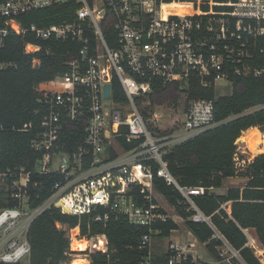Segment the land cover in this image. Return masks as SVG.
Returning a JSON list of instances; mask_svg holds the SVG:
<instances>
[{
  "label": "built area",
  "instance_id": "2783aa9c",
  "mask_svg": "<svg viewBox=\"0 0 264 264\" xmlns=\"http://www.w3.org/2000/svg\"><path fill=\"white\" fill-rule=\"evenodd\" d=\"M67 3L77 5L70 20L52 26L24 27L18 19L31 10ZM27 31L41 40L78 41L80 47L55 77L61 89L39 98L41 119L30 148L40 156L32 166L0 162V263L27 259L29 227L51 207L82 215L101 206L105 210L94 214L95 222L106 224L111 215H123L130 224L147 228L140 243L149 247L153 236L160 233L154 225L174 220L159 203L163 196L153 186L154 173L174 185L194 210L189 195L205 191L180 186L164 154L226 120L213 118L212 100L186 101L182 94L178 100H182L181 118L163 124L160 109L166 102L152 105L146 95L152 92L155 79L183 88L191 78L203 86H214L218 81L231 85V76L259 75L261 70L243 58L248 56L249 39L264 36V0H0V47L8 35ZM40 48L31 42L24 45L26 54H34L33 66L39 64L35 54ZM4 66L0 62V69ZM114 79L123 100L115 99ZM105 84H109L107 97ZM69 122H85L83 138L71 151L65 150L64 138ZM31 127L25 123L19 130ZM123 141L135 144L125 148ZM149 161L157 165L155 172ZM51 173L62 179L32 206L31 190L38 184L33 176ZM196 212L192 220L202 221L197 220L200 211ZM194 247L193 242H170L166 264L187 260L202 264ZM219 251L223 257L224 250ZM230 251L239 262L231 258L228 264H245L237 251ZM93 252H108L104 233L74 236L68 264L78 258L90 264ZM150 253L140 264H151Z\"/></svg>",
  "mask_w": 264,
  "mask_h": 264
},
{
  "label": "trees",
  "instance_id": "16d2710c",
  "mask_svg": "<svg viewBox=\"0 0 264 264\" xmlns=\"http://www.w3.org/2000/svg\"><path fill=\"white\" fill-rule=\"evenodd\" d=\"M76 7L74 3H67L31 10L18 16V19L24 27L31 24L38 27L52 26L70 20ZM26 42L41 46L35 54L39 58V64L35 66L32 65L34 54L24 52ZM79 47L78 41L69 39H37L30 31L19 35L10 34L5 39L4 45L0 47V62L5 65L0 69V162L3 166H32L40 156L30 148L41 119L37 112L39 98L45 92L61 89L55 77L66 69L67 62L76 56ZM246 50L248 56L243 58V62L261 70V73L257 76H231V92L228 94L217 95L213 84L203 86L197 78L189 79L183 88L178 83L163 84L160 79H155L152 92L146 98L152 105L167 101L177 103L182 94L186 101L212 100L213 118L226 120L176 145L163 156L168 170L180 186L203 187L206 190L189 196L208 222L192 220L198 212L174 185L166 183L155 173L153 186L183 219L186 229L204 245L212 259L223 260L219 250H222L225 241L232 250L238 252L245 264H262L248 246L243 229L253 228L264 250V152L244 159L243 154L238 152L236 140L248 128L264 130V36L250 38ZM112 88L115 90V99L123 100L116 79L112 82ZM25 123H31L32 127L19 130ZM84 125L85 122L66 124L65 150L71 151L81 142ZM122 143L125 148L135 144ZM149 162L155 172L157 165ZM232 177L242 178L243 184L229 186L223 193L215 191L223 187L224 180ZM32 179L38 182L31 190V204L35 206L51 193L53 184L62 179V175L36 174ZM104 210L98 206L92 213L73 215L51 207L43 212L29 227L30 252L24 264H68L71 238L77 235L90 237L100 232L107 237L108 252L90 253V264H140L150 252L149 247H141L140 243L147 228L130 224L120 214L111 215L106 224L95 222L94 214ZM154 227L159 228L160 233L153 238L164 239L177 229V224L168 219L156 223ZM168 255L167 250L162 254L150 253L151 264H166ZM182 264L190 262L187 260ZM202 264L209 263L203 261Z\"/></svg>",
  "mask_w": 264,
  "mask_h": 264
},
{
  "label": "rangeland",
  "instance_id": "374dc122",
  "mask_svg": "<svg viewBox=\"0 0 264 264\" xmlns=\"http://www.w3.org/2000/svg\"><path fill=\"white\" fill-rule=\"evenodd\" d=\"M215 87V92L217 95H223V94H228L231 92V85L223 82V81H218L214 85ZM181 99V98H180ZM182 101V100H181ZM181 101H178L177 103L172 102V101H167L166 104L167 106L162 107L160 110L163 112V124H168L167 122L172 120L173 118H181ZM169 114H166V113ZM258 128V127H257ZM259 135L264 136V130L260 131L259 128L256 130ZM244 136H245V131L241 134V136L236 140V143L238 145V152L239 154H243L244 159L249 158L251 159L255 154L261 153L264 151V146L263 144H260L257 148L254 150L248 149L247 145L244 143ZM242 137V138H241ZM244 159L241 161V163L244 161ZM244 180L240 177H234V178H228L224 180L223 182V187L216 189V192L223 193L224 190L229 187V186H240L243 184ZM159 203L166 209V212L174 218V221L177 224V229L173 230L170 234L169 237H166L164 239H159V238H153L151 243H150V252L154 254H162L165 250H167L168 244L170 242L174 243H181V244H187L188 242H193L195 244V247L193 250H196L199 256L202 258L203 261L209 263L207 260H212L213 263L209 264H228L227 259H231L233 256V253L230 251L232 250L230 247L223 246L222 250L223 251V260L222 261H215L213 260L210 255L207 253L205 250V247L203 244L199 243L192 234L188 233V230L185 227L184 221L180 216L176 213L174 208L170 206L164 198H159ZM255 252V249H254ZM73 258V256H71ZM238 257H233L234 261L233 262H239L237 260ZM231 259V260H233ZM75 260H73L72 264L74 263ZM25 261H22L20 263L24 264ZM240 264V263H239Z\"/></svg>",
  "mask_w": 264,
  "mask_h": 264
},
{
  "label": "crops",
  "instance_id": "0c3cea01",
  "mask_svg": "<svg viewBox=\"0 0 264 264\" xmlns=\"http://www.w3.org/2000/svg\"><path fill=\"white\" fill-rule=\"evenodd\" d=\"M251 128H255V129H258L257 127H251ZM248 130V129H247ZM246 130V131H247ZM245 131V133H246ZM259 132V131H258ZM260 134V133H259ZM262 136V135H260ZM260 144H263V143H260ZM259 144V145H260ZM264 146V145H263ZM261 151H264V150H260ZM234 178V177H232ZM228 179V178H227ZM181 218V217H180ZM243 232L245 233L246 237H247V244L248 246H250L253 250L255 249V252L254 254L257 256V258L260 260V262L262 264H264V250L262 249V246L260 244V242L258 241L257 239V236L255 234V231L253 228H246V229H243ZM79 259V258H78ZM214 260V259H213ZM209 263H213L212 260H207ZM216 261V260H215Z\"/></svg>",
  "mask_w": 264,
  "mask_h": 264
},
{
  "label": "bare ground",
  "instance_id": "6f19581e",
  "mask_svg": "<svg viewBox=\"0 0 264 264\" xmlns=\"http://www.w3.org/2000/svg\"><path fill=\"white\" fill-rule=\"evenodd\" d=\"M255 128H248L244 136V143L247 145L248 149L254 150L259 146L260 143L264 145V136H260ZM242 138V137H241ZM202 218V216L200 215ZM85 260L79 258L75 259L73 264H82Z\"/></svg>",
  "mask_w": 264,
  "mask_h": 264
},
{
  "label": "water",
  "instance_id": "95a60500",
  "mask_svg": "<svg viewBox=\"0 0 264 264\" xmlns=\"http://www.w3.org/2000/svg\"><path fill=\"white\" fill-rule=\"evenodd\" d=\"M103 89H104V94L107 97L109 95V84H105L104 87H103ZM204 192H206V190ZM196 210L198 211L197 208H196ZM200 215L202 216V218L200 217L197 220H202V221L208 222V219L206 217H204L201 213H200ZM236 253H238V252H236Z\"/></svg>",
  "mask_w": 264,
  "mask_h": 264
}]
</instances>
